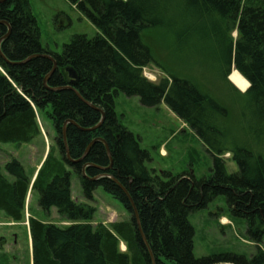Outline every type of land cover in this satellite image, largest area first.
Returning <instances> with one entry per match:
<instances>
[{
    "label": "trees",
    "instance_id": "1",
    "mask_svg": "<svg viewBox=\"0 0 264 264\" xmlns=\"http://www.w3.org/2000/svg\"><path fill=\"white\" fill-rule=\"evenodd\" d=\"M68 1L98 33L73 35L60 53L41 45L29 0L0 2V142H31L41 133L40 116L48 118L54 130V147L35 178L34 171L29 175L14 158L0 165V211L14 222H24L31 188L42 210L54 207L68 222L59 225L29 215L31 264H264V249L259 246L264 235V0ZM152 30L171 31L177 46L212 47L218 52L223 80L245 101L238 105L236 126L230 123L227 107L155 58L142 38ZM232 65L245 78L234 70L229 76L232 83L245 89L249 82L243 93L227 79ZM147 66L158 68L165 77L158 82L147 79L143 74ZM67 68L77 75L73 84ZM120 92L138 96L146 106L163 102L210 152L211 174L196 178L189 171L157 174L149 169L148 150L116 114L115 97ZM64 126L69 156L74 160L84 156L80 162L65 156ZM97 138L107 143L110 157L102 141L92 143L86 152ZM227 153L237 164L232 173L226 170ZM85 164L87 176H103L96 180L83 176ZM68 166L87 198L92 199L93 190L101 186L122 203L128 217L92 224L96 209L73 200ZM220 195L229 212L245 220L256 245L250 257L233 252L193 254L189 214ZM5 242L0 234V264H9Z\"/></svg>",
    "mask_w": 264,
    "mask_h": 264
},
{
    "label": "rangeland",
    "instance_id": "2",
    "mask_svg": "<svg viewBox=\"0 0 264 264\" xmlns=\"http://www.w3.org/2000/svg\"><path fill=\"white\" fill-rule=\"evenodd\" d=\"M29 3L39 26L40 43L52 53H60L73 35L93 37L98 33V29L90 20L68 0H29ZM231 34L233 37L236 35L235 31ZM142 38L162 64L179 76L190 78L202 91L227 107L232 114L230 123L236 126L239 118L238 105L245 101L223 80L219 70L221 63L218 52L212 47L191 48L183 44L177 46L173 43V34L169 30L146 31ZM234 70L232 69L230 74ZM143 74L153 82L165 77L164 73L154 66L144 67ZM233 85L242 93L247 88L241 89ZM115 111L121 123L140 139L141 147L148 150L150 158L146 161V166L149 169L157 174L162 171L172 174L189 171L196 178L211 174L212 155L197 135L163 102L156 106H146L140 102L138 96H128L120 92L115 97ZM38 123L41 133L31 142H0L1 166L14 158L23 165L29 175L34 171L32 179L35 178L48 150L54 147V130L50 120L40 116ZM224 157L227 172L236 171L237 164L229 157V153ZM67 168L72 173L73 200L92 205L96 209L90 220L92 224L107 225L128 217L122 203L101 186L93 190L92 199L87 198L82 192L78 176L71 167ZM37 201L38 194L30 188L26 196L25 217L31 214L39 220L59 225L68 224L61 219L54 207L47 212L39 207ZM188 219L194 228L195 257L228 252L250 257L256 251L255 243L246 232L245 220L229 212L223 195L212 199L206 207L191 212ZM0 234L6 238L3 251L7 255L8 263L30 264L31 239L26 219L24 222H14L0 211ZM259 246L264 249V235ZM119 249L125 250L123 242H120Z\"/></svg>",
    "mask_w": 264,
    "mask_h": 264
},
{
    "label": "water",
    "instance_id": "3",
    "mask_svg": "<svg viewBox=\"0 0 264 264\" xmlns=\"http://www.w3.org/2000/svg\"><path fill=\"white\" fill-rule=\"evenodd\" d=\"M2 1H4V0H0V2H2ZM9 29V28H8ZM44 57H47V58H49V59H51L52 61H53V58L50 56V55H43ZM55 63H54V65H53V68H52V70L50 71V73L55 69ZM234 66L232 65V68H233ZM67 71H68V74H69V77L71 78V84H73V81L76 79V77H77V75H76V73L74 72V70L72 69V68H67L66 69ZM49 73V74H50ZM48 74V75H49ZM228 79H229V77H228ZM230 80V79H229ZM249 86V85H248ZM247 86V87H248ZM62 88H67V87H62ZM58 89H61V88H57V90ZM102 120H103V113H102V119H101V122H102ZM100 122V123H101ZM99 125V124H98ZM98 125H96V126H94L93 128H95V127H97ZM93 128H91V129H93ZM65 133H66V126H64L63 127V141H64V145H65V147H66V158L69 160V161H72V162H80L82 159H83V157H81V158H79V159H76V160H74V159H71L70 158V156H69V152H68V148H67V145H66V141H65ZM95 141H102L103 143H104V145H105V148H106V152H107V154H108V156L110 157V150H109V147H108V145H107V143L103 140V139H93L91 142H90V144L88 145V147H87V149H86V152H87V150L89 149V147L91 146V144L92 143H94ZM87 165L85 164V165H83L82 166V169H81V172H82V174H83V176H87L86 174H85V167H86ZM100 169H102V170H105L106 168H100ZM103 176V174L102 175H98V176H95V177H89V176H87L90 180H96V179H98L99 177H102ZM114 180V182H116L117 184H118V186L119 187H121L122 188V186L115 180V179H113ZM123 189V188H122ZM124 190V189H123ZM130 203H131V206H132V208H133V213H134V217H135V219H136V222H137V224H138V226H139V221H138V214H137V210L135 209V206L133 205V203H132V201L130 200ZM139 230H140V232H141V229H140V226H139ZM141 236H142V239H143V241L145 242V244L147 245V242H146V239H145V237H144V235L142 234V232H141ZM150 255H151V253H150ZM151 257H152V255H151ZM225 264H231V263H225Z\"/></svg>",
    "mask_w": 264,
    "mask_h": 264
},
{
    "label": "bare ground",
    "instance_id": "4",
    "mask_svg": "<svg viewBox=\"0 0 264 264\" xmlns=\"http://www.w3.org/2000/svg\"><path fill=\"white\" fill-rule=\"evenodd\" d=\"M43 55H48V54H43Z\"/></svg>",
    "mask_w": 264,
    "mask_h": 264
}]
</instances>
